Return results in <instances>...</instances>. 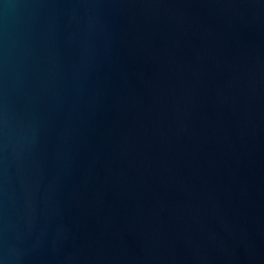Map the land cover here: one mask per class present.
<instances>
[{
	"label": "water",
	"instance_id": "95a60500",
	"mask_svg": "<svg viewBox=\"0 0 264 264\" xmlns=\"http://www.w3.org/2000/svg\"><path fill=\"white\" fill-rule=\"evenodd\" d=\"M0 264H264V0H0Z\"/></svg>",
	"mask_w": 264,
	"mask_h": 264
}]
</instances>
